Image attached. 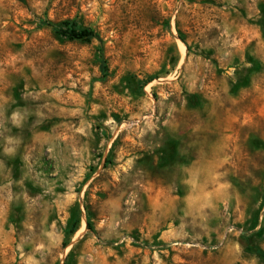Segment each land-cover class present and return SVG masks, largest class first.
<instances>
[{
	"label": "rangeland",
	"instance_id": "374dc122",
	"mask_svg": "<svg viewBox=\"0 0 264 264\" xmlns=\"http://www.w3.org/2000/svg\"><path fill=\"white\" fill-rule=\"evenodd\" d=\"M73 20L101 43L56 34ZM264 0H0V264H264Z\"/></svg>",
	"mask_w": 264,
	"mask_h": 264
},
{
	"label": "trees",
	"instance_id": "16d2710c",
	"mask_svg": "<svg viewBox=\"0 0 264 264\" xmlns=\"http://www.w3.org/2000/svg\"><path fill=\"white\" fill-rule=\"evenodd\" d=\"M48 26L58 35H61L69 40H76L81 42H91L93 40H98L101 43L100 49V68L103 74L107 72V61L104 55L103 40L98 32L92 28L80 27L73 20H65L61 24L48 23ZM257 254L264 260V250L260 248H254ZM73 252L68 255L65 264H72L71 259L73 257Z\"/></svg>",
	"mask_w": 264,
	"mask_h": 264
}]
</instances>
